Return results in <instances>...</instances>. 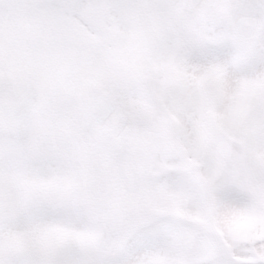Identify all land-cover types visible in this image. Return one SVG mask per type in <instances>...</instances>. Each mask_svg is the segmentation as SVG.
Returning <instances> with one entry per match:
<instances>
[{"label":"snow or ice","instance_id":"6c2138e0","mask_svg":"<svg viewBox=\"0 0 264 264\" xmlns=\"http://www.w3.org/2000/svg\"><path fill=\"white\" fill-rule=\"evenodd\" d=\"M0 264H264V0H0Z\"/></svg>","mask_w":264,"mask_h":264}]
</instances>
